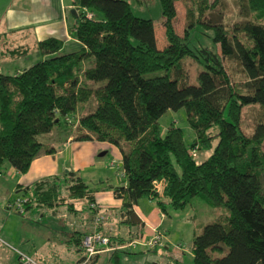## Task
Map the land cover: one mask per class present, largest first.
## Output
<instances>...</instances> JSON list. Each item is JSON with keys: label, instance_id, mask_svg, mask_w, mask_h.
<instances>
[{"label": "trees", "instance_id": "1", "mask_svg": "<svg viewBox=\"0 0 264 264\" xmlns=\"http://www.w3.org/2000/svg\"><path fill=\"white\" fill-rule=\"evenodd\" d=\"M159 1L166 40L161 49L152 21L134 16L129 1L80 0L93 15L87 19L81 12L74 26L83 49L58 54L62 42L47 39L37 44L38 54L47 58L20 74H0V165L25 173L33 159L55 152L38 137L76 117L75 140L107 142L121 153L125 186L113 192L121 200L116 213L122 226L140 225L133 207L143 198L166 213V207L180 211L201 197L227 214L194 233L192 263L264 264V0H237L243 21L231 28L213 10L215 1L190 0L183 36L174 29L178 0ZM198 29L212 32L219 53L197 48L203 70L197 85H190L183 59L195 57L189 41ZM225 60L237 61L246 81L232 82ZM157 71L164 73L146 76ZM250 104L260 105L261 117L245 134L240 113ZM182 108L195 134L189 146L180 128L171 125L162 136L158 124L167 111ZM194 148L210 153L198 163ZM25 192L22 211L12 210L20 215L33 204L55 208L68 200H85L93 210V190L74 173L42 178ZM84 235L73 234L77 264L85 257ZM108 241L114 247L129 239ZM119 253L111 254L113 264Z\"/></svg>", "mask_w": 264, "mask_h": 264}, {"label": "crops", "instance_id": "2", "mask_svg": "<svg viewBox=\"0 0 264 264\" xmlns=\"http://www.w3.org/2000/svg\"><path fill=\"white\" fill-rule=\"evenodd\" d=\"M79 2L80 0H0V74H20L47 58L40 56L37 51V44L47 39L62 42L58 54H71L83 49L73 33L78 16L83 10ZM62 124L38 137L41 144L54 148L55 152L33 159L25 173H18L7 163L0 165V236L3 235L4 241L18 250L15 251L16 263L20 264L17 252L26 255L33 252L35 259L41 264H64L65 258L73 259L74 264H77L79 254L72 244L73 234H88L97 227L94 223L96 210H88L85 200H68L67 205L55 208L33 204L21 215L5 209L7 202L26 198L29 195V192H25L28 186L42 178L61 176L67 172L76 174L93 190L92 206L105 218L96 230L107 237L121 236L129 239L123 246H109V251L97 254L94 264H98L100 256L104 255L107 264H113L111 254L115 250L124 253L123 251L127 252L131 248H139L152 253L158 247L165 249L168 243L164 237L154 248H149L147 244L153 232L158 231L169 217V208L166 207V213H163L154 201L143 198L133 207L140 225L132 228L122 226L116 213L121 200L115 198L113 192L114 188L125 186L121 153L117 147L107 142L75 140L76 127ZM77 202L81 204L77 206ZM28 216L38 220L47 217L48 226H43V231L50 235L42 237L18 231L24 223L22 218L26 219ZM65 223L68 224L67 227L62 225ZM197 227L198 225L193 229V235L198 232ZM190 255L192 258L191 250ZM9 261L10 256L0 250V264H7ZM145 264L157 263L146 261Z\"/></svg>", "mask_w": 264, "mask_h": 264}, {"label": "rangeland", "instance_id": "3", "mask_svg": "<svg viewBox=\"0 0 264 264\" xmlns=\"http://www.w3.org/2000/svg\"><path fill=\"white\" fill-rule=\"evenodd\" d=\"M130 3L131 11L134 16L141 19H149L152 21L154 27V34L156 39V45L159 49L166 45L164 36L163 17L161 13V5L159 0H127ZM214 11H219L222 15L223 24L231 28L236 23L243 21L238 12L237 0H208L212 3ZM190 0H178L175 3L176 6V18L174 22V29L177 35L183 36V30L186 25V8L189 6ZM212 32H208L202 29H198L191 34L189 47L194 52L195 57H186L183 59V66L187 74V82L190 85H197V74L203 70L202 54L197 51L199 46L205 47L214 53H219L218 45L212 41ZM224 67L226 68L232 82L237 84L246 81V76L242 71L237 61L225 60L223 61ZM163 71H157L155 73H149L146 76L152 77L155 75H163ZM261 117V108L258 104H250L243 106L240 113V128L243 133H252L254 126L258 123ZM70 122L67 121L68 127H76L77 120L73 117H69ZM76 118V117H75ZM74 119V120H73ZM66 122V121H65ZM61 120V123H65ZM62 124V125H63ZM158 124L161 129V135L164 136L167 129L174 125L180 128L183 132L184 142L189 146L195 139V134L189 127L186 121L185 110L179 109L178 111H167L159 120ZM215 131H212L214 134ZM216 141H213V146ZM260 150L264 154V140L260 145ZM210 151H204L199 148L191 149V155L196 159L198 163L202 162ZM162 190V186H160ZM161 192V191H160ZM77 202V206L80 205ZM93 210H96V215H101L95 206H92ZM169 217L166 218L163 225L158 228V231L163 235L166 244L165 249L158 247L152 253L147 250H140L139 248H131L125 253H119L120 264H145L148 262H155L157 264H193L190 255V250L193 240V229L196 228L198 233L202 224L208 223L220 215L227 214V210L220 207L214 208L206 203L201 197L193 198L190 203L180 211H173L168 209ZM95 215V216H96ZM194 216V219L192 218ZM24 221L23 226L19 227L22 234L27 233L29 235H39L42 237H48L49 232L43 231V226H48V218L41 220L39 218L28 216ZM67 227V223L62 224ZM195 229V231H196ZM40 231H43L40 233ZM39 233V234H38ZM48 233V234H47ZM2 235V234H1ZM16 235V233H15ZM26 235V237H30ZM48 235V236H47ZM3 236V235H2ZM0 236V250H4L6 254L10 256V261L7 264H17L15 251H18L12 245L7 244L4 239ZM4 237V236H3ZM165 242V243H166ZM164 243V244H165ZM52 244V243H51ZM161 248V249H160ZM140 250V251H139ZM31 257H34L33 252H28ZM68 256V255H66ZM106 256H100L98 264H107ZM64 264H74L73 259L65 258Z\"/></svg>", "mask_w": 264, "mask_h": 264}, {"label": "built area", "instance_id": "4", "mask_svg": "<svg viewBox=\"0 0 264 264\" xmlns=\"http://www.w3.org/2000/svg\"><path fill=\"white\" fill-rule=\"evenodd\" d=\"M82 12L85 13L84 16L87 19H91L93 16L92 13L86 12L85 9H83ZM65 121L70 122L68 118H65ZM160 186H161L160 183L155 184V189L158 193H160L161 191ZM24 201L25 200L21 198H17L12 201H9L6 203L5 209L8 211H12V210L22 211V206ZM102 219L103 217L100 216L99 214L95 216L94 223L97 227L102 222ZM96 228L93 232L88 233L81 238L80 246L85 255L84 261L81 264H87L92 260V258L95 255L105 251H109L108 237L98 232ZM162 239H163V235L159 231H154L153 236L149 240L147 246L149 248H154L155 246L161 243ZM17 254L20 264H40L37 260H35L31 256H28L21 252H17Z\"/></svg>", "mask_w": 264, "mask_h": 264}, {"label": "bare ground", "instance_id": "5", "mask_svg": "<svg viewBox=\"0 0 264 264\" xmlns=\"http://www.w3.org/2000/svg\"><path fill=\"white\" fill-rule=\"evenodd\" d=\"M135 245V244H134Z\"/></svg>", "mask_w": 264, "mask_h": 264}]
</instances>
